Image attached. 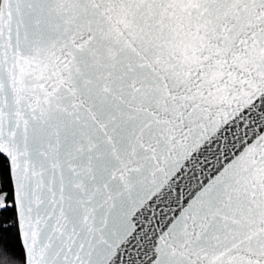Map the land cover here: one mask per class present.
I'll use <instances>...</instances> for the list:
<instances>
[{
  "label": "water",
  "instance_id": "1",
  "mask_svg": "<svg viewBox=\"0 0 264 264\" xmlns=\"http://www.w3.org/2000/svg\"><path fill=\"white\" fill-rule=\"evenodd\" d=\"M0 154L25 264H264V0H0Z\"/></svg>",
  "mask_w": 264,
  "mask_h": 264
},
{
  "label": "trees",
  "instance_id": "2",
  "mask_svg": "<svg viewBox=\"0 0 264 264\" xmlns=\"http://www.w3.org/2000/svg\"><path fill=\"white\" fill-rule=\"evenodd\" d=\"M0 196L4 198V206L0 210V264H25V252L19 235L9 163L1 154Z\"/></svg>",
  "mask_w": 264,
  "mask_h": 264
},
{
  "label": "rangeland",
  "instance_id": "3",
  "mask_svg": "<svg viewBox=\"0 0 264 264\" xmlns=\"http://www.w3.org/2000/svg\"><path fill=\"white\" fill-rule=\"evenodd\" d=\"M0 204L2 205L4 204V199L0 200Z\"/></svg>",
  "mask_w": 264,
  "mask_h": 264
},
{
  "label": "flooded vegetation",
  "instance_id": "4",
  "mask_svg": "<svg viewBox=\"0 0 264 264\" xmlns=\"http://www.w3.org/2000/svg\"><path fill=\"white\" fill-rule=\"evenodd\" d=\"M1 197V196H0ZM3 206H4V204L2 205V204H0V210L3 208Z\"/></svg>",
  "mask_w": 264,
  "mask_h": 264
},
{
  "label": "crops",
  "instance_id": "5",
  "mask_svg": "<svg viewBox=\"0 0 264 264\" xmlns=\"http://www.w3.org/2000/svg\"><path fill=\"white\" fill-rule=\"evenodd\" d=\"M4 199L3 197H0V200Z\"/></svg>",
  "mask_w": 264,
  "mask_h": 264
}]
</instances>
